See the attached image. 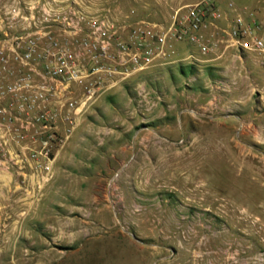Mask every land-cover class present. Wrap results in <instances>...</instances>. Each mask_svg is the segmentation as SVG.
Returning <instances> with one entry per match:
<instances>
[{
	"label": "rangeland",
	"instance_id": "1",
	"mask_svg": "<svg viewBox=\"0 0 264 264\" xmlns=\"http://www.w3.org/2000/svg\"><path fill=\"white\" fill-rule=\"evenodd\" d=\"M77 1L88 10L108 12L130 23L165 22L181 6L170 7L167 0ZM10 2L0 0V40L8 25L3 10ZM168 66L131 78L84 115L106 128L110 143L115 134L126 138L155 135L154 130L164 136L177 132L181 137L173 111L159 117L156 112L128 115L125 110L130 102L137 110L139 83L162 91L167 102L176 99L170 92L173 87L184 88L187 77H179L178 72L177 78L171 76V68L177 67ZM195 77V88L205 85L204 76ZM235 115L199 119L183 113L189 117L186 132L211 139L210 154L197 152L193 158L204 176L171 175L169 171L161 178H139L148 181L147 189L134 197L125 191L132 181L124 177L121 182V171L115 170L105 188L96 192L99 199L94 203L91 192H79L74 176L56 175L57 155L48 170L46 161L11 155L10 151L21 152L22 145H0V264H195L210 236L253 234L248 214L264 220V143L252 137L249 127H243ZM142 123L152 125L147 128ZM60 132L67 134V129ZM186 145L182 139L179 148ZM60 147L55 146L57 154ZM183 163H187L184 156ZM218 197L226 199L224 208L218 207V201L205 208Z\"/></svg>",
	"mask_w": 264,
	"mask_h": 264
},
{
	"label": "built area",
	"instance_id": "2",
	"mask_svg": "<svg viewBox=\"0 0 264 264\" xmlns=\"http://www.w3.org/2000/svg\"><path fill=\"white\" fill-rule=\"evenodd\" d=\"M227 6L197 0L175 8L165 22L130 23L77 0H11L0 40V145L20 144L21 152L11 155L46 161L50 170L55 146L64 144L78 118L131 78L160 66L211 62L230 48L239 57L254 54L264 67V0L258 7ZM174 42L187 53L178 57ZM255 89L264 94V85ZM137 92L147 110L162 101L145 83ZM246 219L253 234L228 240L220 264H264V220Z\"/></svg>",
	"mask_w": 264,
	"mask_h": 264
},
{
	"label": "crops",
	"instance_id": "3",
	"mask_svg": "<svg viewBox=\"0 0 264 264\" xmlns=\"http://www.w3.org/2000/svg\"><path fill=\"white\" fill-rule=\"evenodd\" d=\"M195 1L197 0H167L173 8L176 7L173 6L176 3H179L177 6H182ZM229 1H234L240 7L245 5L258 7L261 3V0H246L245 2L244 0H221L224 8L228 7ZM222 23L225 24L226 21ZM207 32L217 33L215 28H210ZM174 45L178 57L187 53L188 48L184 44L174 42ZM173 66L177 68H171V76L177 78L175 73L178 72L179 77H187L184 88H172L170 93L176 94L175 100L167 102L163 98L164 93L155 90L163 97L154 108L147 110L137 103L136 110L130 102L125 110L128 115H134L137 112H156L159 117L173 111L177 113V122L182 128L181 137L177 132L173 136H164L162 131L154 130L155 135L137 134L126 138H123L121 134H115L116 136H112L115 141L110 143L111 139L107 136V130H103L106 128L100 126L98 121L88 120L85 115H82L78 118L73 134L58 151L56 175L63 174L67 178L74 176V184L79 188H77L79 192H91L93 203L99 199L96 192L101 191L102 187L105 188L107 178L113 176L115 170L121 171V182L124 177L132 181V185H126L125 191L129 194H136L134 197L141 195V191L147 189L148 181L139 178H161L164 172L169 171L171 175L204 176L201 169L196 168L193 158L197 152L205 156L210 154L211 139L195 137L190 135V131L186 132L185 129L189 127L185 125L189 122V117L187 116V119L183 113H190L200 119L235 112L239 121L249 127L252 137L264 143V94H260L255 89V85H264V67L254 54L249 53L239 57L235 55L234 49L230 48L223 57L211 62L201 65L176 63L168 67ZM198 75L204 76L206 82L202 87L195 88L193 83L197 78L195 76ZM151 125V123H142V126L147 128ZM132 127L133 124L128 122V128ZM111 131L114 132L113 128ZM186 133H188L187 136ZM103 134L104 138H102ZM182 139L187 144L185 149L179 148ZM183 156L187 159L186 164L183 163ZM189 198L196 199L193 196ZM129 200H132V197ZM109 201L113 205V201L111 199ZM217 201L219 208L225 207L226 199L218 197L205 204V208H212L213 203ZM212 237L215 236H210L204 244L209 254L205 255L204 250L203 254L201 253L202 258H195V264H220L221 250L225 243L232 239H245L239 235H224L219 239H212Z\"/></svg>",
	"mask_w": 264,
	"mask_h": 264
}]
</instances>
